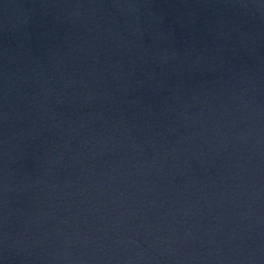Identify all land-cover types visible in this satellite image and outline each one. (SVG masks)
<instances>
[{"label": "water", "instance_id": "1", "mask_svg": "<svg viewBox=\"0 0 264 264\" xmlns=\"http://www.w3.org/2000/svg\"><path fill=\"white\" fill-rule=\"evenodd\" d=\"M0 264H264V0H0Z\"/></svg>", "mask_w": 264, "mask_h": 264}]
</instances>
